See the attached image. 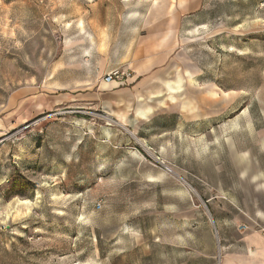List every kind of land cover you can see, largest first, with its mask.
<instances>
[{"label":"rangeland","instance_id":"obj_1","mask_svg":"<svg viewBox=\"0 0 264 264\" xmlns=\"http://www.w3.org/2000/svg\"><path fill=\"white\" fill-rule=\"evenodd\" d=\"M167 48L235 104L120 128ZM114 70L131 92L96 97ZM183 73L160 89L182 99ZM258 172L264 0H0V264H212V215L264 208Z\"/></svg>","mask_w":264,"mask_h":264},{"label":"crops","instance_id":"obj_2","mask_svg":"<svg viewBox=\"0 0 264 264\" xmlns=\"http://www.w3.org/2000/svg\"><path fill=\"white\" fill-rule=\"evenodd\" d=\"M158 56V59L147 60L141 64V72H144V75L141 77L135 75L126 80L132 92L124 85L125 82L114 79L97 81L96 97L104 95L127 97L128 90L132 93L133 102L131 107L130 100L126 103L128 107L126 114L116 112V115L125 121L124 123L119 121L120 128L126 125L139 135L140 129L146 127L145 124L153 119L188 117L195 112L204 113L205 116L202 118L221 117L225 115V110L229 106L235 104L236 89L223 90L219 83L216 84L207 77L203 67H198L188 54L167 48ZM179 67L183 68L184 77L189 81L185 85L182 99L179 94L173 95L179 85L173 86L172 91L161 90L166 87L167 81L178 73ZM89 94L92 95L91 92ZM216 122L218 121L213 123ZM110 128L107 127L108 130ZM256 178L264 188L263 173L258 172ZM214 197L211 196L206 201L209 202L211 198L215 199ZM229 202L232 203L230 207L232 211L221 209L223 214L216 212L212 215L219 248L217 252H208L206 258L212 264H264V208L256 207L253 214L246 219L240 216L241 211L234 210V208L240 210L239 205ZM239 223H248L249 227L238 229Z\"/></svg>","mask_w":264,"mask_h":264},{"label":"built area","instance_id":"obj_3","mask_svg":"<svg viewBox=\"0 0 264 264\" xmlns=\"http://www.w3.org/2000/svg\"><path fill=\"white\" fill-rule=\"evenodd\" d=\"M120 75H122V73H120L118 70H114V71H112L110 73H107L104 76V80L105 81H110V80H113V79H117V78H119ZM98 206H100V205L98 204ZM240 228L244 229L246 227L242 225Z\"/></svg>","mask_w":264,"mask_h":264}]
</instances>
